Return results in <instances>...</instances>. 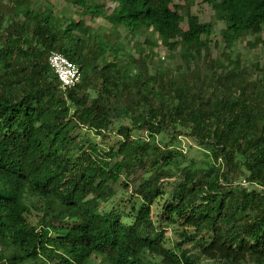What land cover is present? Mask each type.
I'll return each mask as SVG.
<instances>
[{
  "label": "trees",
  "instance_id": "16d2710c",
  "mask_svg": "<svg viewBox=\"0 0 264 264\" xmlns=\"http://www.w3.org/2000/svg\"><path fill=\"white\" fill-rule=\"evenodd\" d=\"M64 1L79 18L0 0V264H264V64L234 54L264 48V0H202L218 59L192 1ZM121 27L145 37L138 58ZM159 47L182 65L155 68ZM55 51L81 83L61 87Z\"/></svg>",
  "mask_w": 264,
  "mask_h": 264
},
{
  "label": "rangeland",
  "instance_id": "374dc122",
  "mask_svg": "<svg viewBox=\"0 0 264 264\" xmlns=\"http://www.w3.org/2000/svg\"><path fill=\"white\" fill-rule=\"evenodd\" d=\"M190 2H193V7H192V13L196 16L199 17L201 22H214L215 27L213 30V33L211 35V50H212V57L214 59H218L221 56V53L224 50V44H223V39H222V31L225 28L223 23L217 22V20L214 19L213 16V7L205 4L202 2V0H189ZM49 2H52L54 5V8L56 11H59V15H64V16H74L76 18H79V15L74 13L73 11V7L69 4H67L64 0H35V7L38 10H43L45 7L49 6ZM184 1H177V4H184ZM114 7L113 4L109 3L107 8L112 10ZM2 11L5 12V14H7L8 10H6L5 7H1ZM215 20V21H214ZM87 24L98 29L100 27H104L106 28L105 33H111L113 32V29L111 28V25L104 19H97L95 21H88L86 20ZM115 32V31H114ZM118 32L120 33L119 39L118 41L120 42V44H122L124 50L126 53L134 56L135 58H138L139 54L137 52V48L139 44H143L145 37L142 35H138L136 37H133V35H131L128 31L127 28L125 27H121L119 28ZM115 34H113L114 36ZM261 38H264V32H262V34L260 35ZM255 38V36L250 35L248 37L245 38V40L243 42H240L236 45L235 49H234V54H240L242 56V59L244 60L246 65H252L256 62H259L261 64H264V48L261 46L258 49H252L249 48L247 46L249 41H253ZM115 41V39L113 40ZM154 54L155 56L152 58V61H149L150 64H153L155 66V68H157L159 65H161L163 63V61L165 62V65L168 67H174L177 65H182V61L179 57V53L178 51H172V50H168L164 47L162 48H156L154 50ZM128 61L127 58H124L123 56H121L119 58V64H123L126 63ZM112 111H111V117L113 120H119V118L121 117L122 111L121 108L119 106V104L117 103H113L112 105ZM85 133V132H83ZM91 138L96 139L99 141V139L97 137H95V134L93 133H87ZM142 135H145L144 133H142ZM181 147L183 148L184 152L187 153V155L191 156V157H199V158H204V155L199 153V149H196L198 147H191L194 146L192 144V142L186 138H182L181 139ZM190 148L192 149V151H190ZM194 150H197V152H194ZM242 185L244 182H241ZM137 184H140V182H138ZM119 194L117 196V199L120 198ZM127 200V199H126ZM136 198L132 197V201H136ZM129 200H127L126 202H128ZM139 202V201H137ZM163 204H156L153 207V213L156 214V212H158V208H161ZM131 206V205H130ZM140 205L136 204V208H139ZM62 226V228L64 229H68V227L64 224H60ZM166 238H167V244H171L174 240H175V236L173 235V233L171 232V230H167L166 234H165ZM170 242V243H169ZM186 248L191 249V245L186 246ZM193 254H199V251L194 249L192 250ZM101 262L100 258H95L94 263L95 264H99ZM205 262L207 263V260H205Z\"/></svg>",
  "mask_w": 264,
  "mask_h": 264
},
{
  "label": "built area",
  "instance_id": "2783aa9c",
  "mask_svg": "<svg viewBox=\"0 0 264 264\" xmlns=\"http://www.w3.org/2000/svg\"><path fill=\"white\" fill-rule=\"evenodd\" d=\"M49 65L54 74L59 79L61 87L71 89L81 83L82 72L79 66L71 61L68 57L60 52H52L49 56ZM242 182L244 186H249V183L245 180Z\"/></svg>",
  "mask_w": 264,
  "mask_h": 264
}]
</instances>
